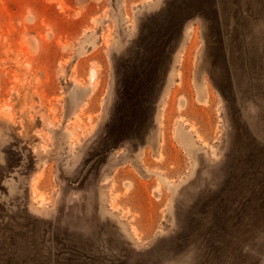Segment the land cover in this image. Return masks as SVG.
I'll list each match as a JSON object with an SVG mask.
<instances>
[{"label":"rangeland","instance_id":"374dc122","mask_svg":"<svg viewBox=\"0 0 264 264\" xmlns=\"http://www.w3.org/2000/svg\"><path fill=\"white\" fill-rule=\"evenodd\" d=\"M0 264H264V0H0Z\"/></svg>","mask_w":264,"mask_h":264}]
</instances>
